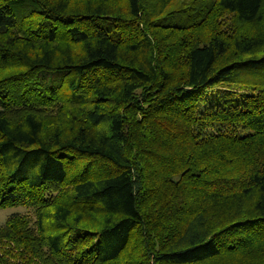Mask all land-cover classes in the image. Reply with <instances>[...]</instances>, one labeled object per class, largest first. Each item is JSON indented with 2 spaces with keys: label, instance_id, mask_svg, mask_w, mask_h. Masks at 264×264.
<instances>
[{
  "label": "trees",
  "instance_id": "1",
  "mask_svg": "<svg viewBox=\"0 0 264 264\" xmlns=\"http://www.w3.org/2000/svg\"><path fill=\"white\" fill-rule=\"evenodd\" d=\"M16 206L0 264H264V0H0Z\"/></svg>",
  "mask_w": 264,
  "mask_h": 264
},
{
  "label": "rangeland",
  "instance_id": "2",
  "mask_svg": "<svg viewBox=\"0 0 264 264\" xmlns=\"http://www.w3.org/2000/svg\"><path fill=\"white\" fill-rule=\"evenodd\" d=\"M30 212V210L26 209L25 207L22 206H16V207H11V208H6L2 209L0 208V227L3 226L8 218L14 214H27ZM10 251L11 253L13 252V246H5L4 250ZM1 253V252H0ZM13 261V260H12Z\"/></svg>",
  "mask_w": 264,
  "mask_h": 264
}]
</instances>
